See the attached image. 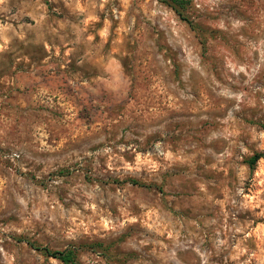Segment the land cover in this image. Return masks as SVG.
I'll return each mask as SVG.
<instances>
[{
	"label": "rangeland",
	"instance_id": "374dc122",
	"mask_svg": "<svg viewBox=\"0 0 264 264\" xmlns=\"http://www.w3.org/2000/svg\"><path fill=\"white\" fill-rule=\"evenodd\" d=\"M0 0V264H264V0Z\"/></svg>",
	"mask_w": 264,
	"mask_h": 264
},
{
	"label": "trees",
	"instance_id": "16d2710c",
	"mask_svg": "<svg viewBox=\"0 0 264 264\" xmlns=\"http://www.w3.org/2000/svg\"><path fill=\"white\" fill-rule=\"evenodd\" d=\"M173 3L175 4V6L178 7H182L184 1L183 0H172ZM264 158V152H257L252 159L250 160V165L252 167L256 166L257 163ZM48 253L49 256H53L55 258L61 259L62 261L66 262L67 264H71L74 262L76 256L73 250H69V251H60V250H49V249H45Z\"/></svg>",
	"mask_w": 264,
	"mask_h": 264
}]
</instances>
